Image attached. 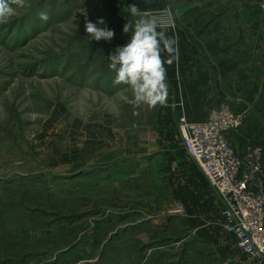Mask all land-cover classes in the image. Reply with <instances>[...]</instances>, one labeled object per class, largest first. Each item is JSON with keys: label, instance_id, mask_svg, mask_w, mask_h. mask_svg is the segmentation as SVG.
Wrapping results in <instances>:
<instances>
[{"label": "rangeland", "instance_id": "rangeland-1", "mask_svg": "<svg viewBox=\"0 0 264 264\" xmlns=\"http://www.w3.org/2000/svg\"><path fill=\"white\" fill-rule=\"evenodd\" d=\"M8 3L13 14L0 23V264H87L98 253L99 264L114 263L122 237H109L119 224L104 217L137 199L143 216L172 217L142 229L202 228L200 176L182 143L172 165L138 155L154 144L143 134L153 128L149 109L135 110L132 90L113 84L106 41L91 39L80 12L105 21L104 0Z\"/></svg>", "mask_w": 264, "mask_h": 264}, {"label": "crops", "instance_id": "crops-1", "mask_svg": "<svg viewBox=\"0 0 264 264\" xmlns=\"http://www.w3.org/2000/svg\"><path fill=\"white\" fill-rule=\"evenodd\" d=\"M104 3L106 26L115 32L114 38L106 41L111 54L132 35L131 30L123 32L125 23L135 25L141 19H148L143 11L176 9L174 26L157 29L175 41L173 52H162L168 84L167 103L154 108L142 104L149 109L147 125L153 127L143 134L154 144L149 145L148 152L135 154L149 159L161 156L174 164L173 159L179 158V153L173 146L182 143L181 115L185 114L191 121H203L212 107L222 102L230 103L244 116L242 127L229 133L236 150L244 153L250 144L264 146V0H104ZM132 4L138 9L137 15L130 12ZM186 4L195 7L179 16L178 7ZM117 86L124 88L123 91L131 89L125 84ZM139 114L140 119H145L143 110ZM176 164L188 170L186 161ZM195 164L200 176L196 185L202 191L196 218L203 223L202 228L198 224L191 225L190 230L187 225L181 231L142 229L143 222L158 225L161 221L168 225L172 217L150 219L134 206L141 205V200H132L129 203L132 207L128 209L131 213L127 210L113 215L111 211L104 217L107 222L117 218L119 224L109 237H122L117 245L116 262L111 264H261L240 250L236 236L224 229V198ZM166 168L171 175L172 167ZM99 172L102 170L95 173ZM59 253H55L52 261L59 258ZM101 258L98 253L86 261L99 264ZM28 264H43V261Z\"/></svg>", "mask_w": 264, "mask_h": 264}, {"label": "built area", "instance_id": "built-area-1", "mask_svg": "<svg viewBox=\"0 0 264 264\" xmlns=\"http://www.w3.org/2000/svg\"><path fill=\"white\" fill-rule=\"evenodd\" d=\"M157 27L175 24L170 8L145 12ZM244 124V116L228 102L215 104L203 121L179 118L182 144L210 184L223 196V227L236 236L237 246L264 263V146L250 144L244 153L233 146L229 133Z\"/></svg>", "mask_w": 264, "mask_h": 264}, {"label": "clouds", "instance_id": "clouds-1", "mask_svg": "<svg viewBox=\"0 0 264 264\" xmlns=\"http://www.w3.org/2000/svg\"><path fill=\"white\" fill-rule=\"evenodd\" d=\"M12 2L22 6L24 0H12ZM129 9L133 15L138 14L136 5H130ZM13 11L8 0H0V23L6 22ZM80 12L85 18L84 27L91 39L110 42L114 38V30L106 26L103 18H99L94 23L88 19L86 10L81 9ZM39 16L42 20L48 18L45 12H41ZM130 30L132 35L129 41L123 46H118L109 55V68L115 72L113 84H125L131 88L134 107L142 104L150 108L158 104L166 106L168 84L162 52H173L175 41L167 38L163 32L157 31L154 20L141 19L135 25L125 23L123 32L128 33Z\"/></svg>", "mask_w": 264, "mask_h": 264}, {"label": "water", "instance_id": "water-1", "mask_svg": "<svg viewBox=\"0 0 264 264\" xmlns=\"http://www.w3.org/2000/svg\"><path fill=\"white\" fill-rule=\"evenodd\" d=\"M194 7H195L194 4H186V5L179 6L178 7V15L183 16Z\"/></svg>", "mask_w": 264, "mask_h": 264}]
</instances>
